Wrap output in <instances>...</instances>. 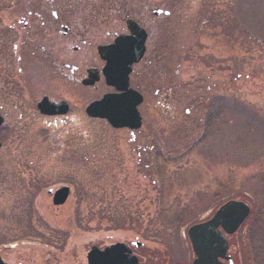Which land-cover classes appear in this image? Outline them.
<instances>
[{"label":"rangeland","instance_id":"rangeland-1","mask_svg":"<svg viewBox=\"0 0 264 264\" xmlns=\"http://www.w3.org/2000/svg\"><path fill=\"white\" fill-rule=\"evenodd\" d=\"M173 1L182 21L170 51L176 65L131 134L85 116L102 89L16 65L20 39L5 22L29 0H0L3 262L86 264L91 247L138 242L140 264H191L187 229L237 200L254 217L228 237V255L232 264H264V253L249 252L264 245L263 235H249L264 211V0ZM43 96L71 110L44 117ZM63 185L70 195L54 207L46 189Z\"/></svg>","mask_w":264,"mask_h":264},{"label":"flooded vegetation","instance_id":"flooded-vegetation-1","mask_svg":"<svg viewBox=\"0 0 264 264\" xmlns=\"http://www.w3.org/2000/svg\"><path fill=\"white\" fill-rule=\"evenodd\" d=\"M175 5L173 0H29L28 5L23 7L24 15L13 20L7 17L5 25L13 33L17 32L20 39L23 53L15 54L14 59L18 67L49 68L51 75L66 81L70 87L88 91L102 89L104 93L92 102L105 95L122 94L107 84L103 75L106 62L101 59L99 48L114 46L121 38L135 37L136 43L142 47V55L129 66L126 90L141 98L137 107L141 130L146 124L140 109L142 104L150 95L153 99L159 97L165 89L162 84L173 72L172 65H176L170 64V51L176 39L175 25H180L182 21H178L181 8ZM12 46L15 51L17 47ZM24 56L30 60L23 59ZM18 72L21 73L20 68ZM118 82L123 85L121 79ZM43 98L55 105L65 103L67 111L71 110L65 101H54L47 96L40 101ZM0 117L3 124L5 118ZM59 117L62 116L47 118ZM62 187L69 189V197V185L46 189L54 207H60L55 206L52 199ZM126 245L134 255L131 249V246L135 247L134 243Z\"/></svg>","mask_w":264,"mask_h":264},{"label":"water","instance_id":"water-1","mask_svg":"<svg viewBox=\"0 0 264 264\" xmlns=\"http://www.w3.org/2000/svg\"><path fill=\"white\" fill-rule=\"evenodd\" d=\"M98 53L106 66L103 75L107 84L122 92L121 95H106L101 100L91 103L85 113L89 118L105 120L113 129H127L131 132L141 127L137 106L141 103L139 95L126 90V76L129 66L136 63L142 55V47L135 37L116 40L114 46L99 48ZM121 79L122 84L118 80ZM37 110L45 116L64 115L67 112L65 103L55 105L43 98L37 104ZM2 118L0 117V125ZM68 188L62 187L53 196L55 206L63 205L68 196ZM250 214L249 207L240 201H229L223 204L214 215L203 223L191 226L187 236L194 254L192 264H223L228 261L226 255L228 243L226 236L233 235ZM139 246L138 243L135 244ZM0 264H4L0 260ZM86 264H138L129 248L122 243L111 245L103 250L90 248L86 255Z\"/></svg>","mask_w":264,"mask_h":264},{"label":"trees","instance_id":"trees-1","mask_svg":"<svg viewBox=\"0 0 264 264\" xmlns=\"http://www.w3.org/2000/svg\"><path fill=\"white\" fill-rule=\"evenodd\" d=\"M252 213L254 214V211ZM253 214L250 215V218L249 219H252L254 217ZM257 215H258V213H257ZM263 227H264V211H263L262 216H261V218H260L259 221L256 220V219H254L253 225H252V227L250 229L249 235L252 234V237L255 234L256 235H263L264 236V228ZM254 241L256 242V239ZM251 250H252V253H253L252 255H255L253 257V259L255 258L256 260H258V256L264 253V245L252 244L251 243L249 245V252ZM256 260H254V263H255Z\"/></svg>","mask_w":264,"mask_h":264}]
</instances>
